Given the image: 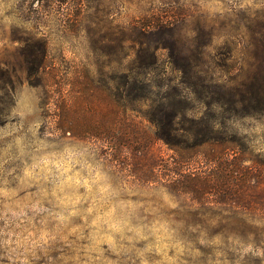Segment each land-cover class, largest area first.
Returning <instances> with one entry per match:
<instances>
[{"label":"rangeland","instance_id":"374dc122","mask_svg":"<svg viewBox=\"0 0 264 264\" xmlns=\"http://www.w3.org/2000/svg\"><path fill=\"white\" fill-rule=\"evenodd\" d=\"M160 25L169 31L151 35ZM140 41L158 57L155 82L182 78L169 43L177 57L201 47L217 81L249 82L264 47V0H0V264H209L206 253L239 245L234 232L257 224L133 183L83 136L114 112L118 68L139 73ZM244 124L264 157V115ZM96 232L102 255L88 251ZM241 247L233 254L252 250Z\"/></svg>","mask_w":264,"mask_h":264},{"label":"trees","instance_id":"16d2710c","mask_svg":"<svg viewBox=\"0 0 264 264\" xmlns=\"http://www.w3.org/2000/svg\"><path fill=\"white\" fill-rule=\"evenodd\" d=\"M167 31L160 25L151 35ZM174 47L169 43L167 48L180 81L149 79L158 69V57L144 45L134 47V59L143 63L139 73L118 68L114 112L103 115L96 122L101 127L83 136L105 149L106 160L125 164L133 183L160 185L184 208L212 211L219 219L226 213L245 215L248 221L254 216L257 224L245 223L232 235L252 248L249 253L240 255V244L228 246L219 254L206 253L207 262L264 264V157L250 149L243 132L245 121L264 115V47L256 57V76L239 85L210 77L202 67L201 47L180 57L173 54ZM38 64L44 67L43 56ZM148 66L147 73L143 68ZM103 96L104 108L110 107ZM238 251L239 256L233 254Z\"/></svg>","mask_w":264,"mask_h":264},{"label":"clouds","instance_id":"9594fccd","mask_svg":"<svg viewBox=\"0 0 264 264\" xmlns=\"http://www.w3.org/2000/svg\"><path fill=\"white\" fill-rule=\"evenodd\" d=\"M5 195H9V193H5ZM11 195H15V192H12ZM15 215V214H13ZM90 239L93 241V244L89 246L88 251L92 252L95 251L97 253L103 254V250L99 247L100 244H103L106 242V239L103 235H101L99 232L93 233Z\"/></svg>","mask_w":264,"mask_h":264}]
</instances>
